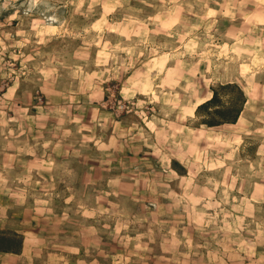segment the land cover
I'll return each instance as SVG.
<instances>
[{
	"label": "rangeland",
	"instance_id": "1",
	"mask_svg": "<svg viewBox=\"0 0 264 264\" xmlns=\"http://www.w3.org/2000/svg\"><path fill=\"white\" fill-rule=\"evenodd\" d=\"M224 81L239 119L196 126ZM17 228L37 264H264V0H0L5 249Z\"/></svg>",
	"mask_w": 264,
	"mask_h": 264
},
{
	"label": "trees",
	"instance_id": "2",
	"mask_svg": "<svg viewBox=\"0 0 264 264\" xmlns=\"http://www.w3.org/2000/svg\"><path fill=\"white\" fill-rule=\"evenodd\" d=\"M210 91L211 95L195 108V125L212 127L237 122L247 102L242 84L237 81L217 82L210 85ZM6 240L7 237L0 236V249L7 248L2 243Z\"/></svg>",
	"mask_w": 264,
	"mask_h": 264
},
{
	"label": "crops",
	"instance_id": "3",
	"mask_svg": "<svg viewBox=\"0 0 264 264\" xmlns=\"http://www.w3.org/2000/svg\"><path fill=\"white\" fill-rule=\"evenodd\" d=\"M14 231L23 236L22 237V245H21V248H19V249H3V248H1L0 249V256L3 258L10 259V262H5L3 264H25L24 256H26L28 264H37L38 262L36 261V259H38V257H36V256H39L40 251L36 253L37 247H33V245L35 243L33 244L32 242L36 241V240H34L33 235H32L34 233L32 232V234H31V233H28L27 231H25L23 229H18V228L14 229ZM79 234L82 235L81 230H80ZM83 235H85V233ZM75 249L78 252L80 247L75 248ZM63 258H64L63 256H59V257H57L56 255L52 256V257L49 256V260L57 261V264H60V260ZM64 264H67V262H64Z\"/></svg>",
	"mask_w": 264,
	"mask_h": 264
}]
</instances>
